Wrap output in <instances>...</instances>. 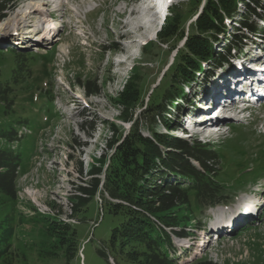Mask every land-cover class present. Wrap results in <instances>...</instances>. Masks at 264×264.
I'll list each match as a JSON object with an SVG mask.
<instances>
[{
	"label": "rangeland",
	"instance_id": "obj_1",
	"mask_svg": "<svg viewBox=\"0 0 264 264\" xmlns=\"http://www.w3.org/2000/svg\"><path fill=\"white\" fill-rule=\"evenodd\" d=\"M40 1L14 0L13 8L0 22V83L12 87L14 102L10 109L0 105V148L13 150L20 158L18 198L0 193V264H66L65 250L57 246L49 231L52 215L63 219L72 216L78 221L73 227L77 230L79 251L69 264H112L100 251H108L111 231L123 218L107 211L101 216L102 197L97 193L88 199L87 195H79L78 187L89 179L86 173L92 162L99 166L98 159L111 153L107 145L113 135L110 124L119 120L120 113L112 100L136 72L134 68L142 64L140 72L144 73L142 86L146 92L143 96L145 103L148 101L174 62L176 52L171 53L170 48L183 49L180 36L193 28L195 14L201 12L205 0L198 9L188 0L170 3L163 18L171 9L181 11L183 28L182 34L165 45L153 34L156 20L149 32L141 30L140 35L131 30V18L124 14L134 7H128L130 0H52L42 9L49 23L40 20V31L14 21L18 10ZM157 1L162 8L169 2ZM252 1L239 0L225 32L213 43V58L232 47L230 41L238 34L243 19L250 18V24L257 25L258 37H251L243 51L233 52L232 58L222 60L217 67L212 58L202 66V74L184 85V98L171 107L173 136L201 141L202 134L187 138L181 133L184 123L193 121L199 107L203 111L205 102L213 100L212 96L225 90L223 87L241 85L263 67L247 69L245 76L236 73L242 63L246 68L264 59V37L259 30L264 27V0L253 5L256 16L247 13V4ZM52 11L55 18L49 15ZM123 24L125 28L121 27ZM44 26H50V34L42 31ZM120 32H127L126 37H121ZM147 45L153 53L144 55ZM20 54L31 57L24 59ZM226 62L231 66L224 67ZM88 80L98 81L100 95L86 96L82 83ZM224 98L221 93L215 101ZM249 114L251 119L242 122L231 116L217 122L224 123L218 127L225 129L210 145L218 154V181L225 187L224 194L236 195L212 210L194 208V216L202 222H192L186 238H174L177 247L184 248L183 254L178 250V256H184L182 264H195L197 258L217 264H264V108H254ZM230 125L240 127L228 128ZM120 126L129 125L119 124L117 128ZM158 129L166 132L161 125ZM12 130L18 133L15 141L1 137L2 132ZM142 130L148 132L145 123ZM81 169L84 175L79 172ZM75 196L88 200L77 212L73 209L79 202ZM250 227L255 229L246 231Z\"/></svg>",
	"mask_w": 264,
	"mask_h": 264
},
{
	"label": "trees",
	"instance_id": "obj_2",
	"mask_svg": "<svg viewBox=\"0 0 264 264\" xmlns=\"http://www.w3.org/2000/svg\"><path fill=\"white\" fill-rule=\"evenodd\" d=\"M188 1L195 9L203 3L202 0ZM238 2L205 0L201 12L198 13L199 10L198 15L195 14L193 28L187 33L183 31V34V26L180 25L182 12L171 9L156 38L165 45L181 33L183 49L170 48L171 53L176 52L174 62L146 103L143 96L146 92L142 86L144 73L140 72L143 65L134 68L136 72L112 100L119 109L120 120L130 123L131 127L126 131L121 126L118 129L117 123L110 124L113 135L107 145L111 153L98 160L99 166H91L87 187L79 186L78 189L89 196L88 199L100 192L103 210L122 216L123 221L112 229L107 241L108 251L114 260H118V263L115 260L117 264H178L172 254L171 236L167 229L185 237L187 228L193 226L192 222L200 220L194 216V208L202 211L228 198L217 180L220 168L217 152L200 141L189 142L173 136L171 107L178 99L184 98V85L192 83L203 64L212 60L213 43L225 32L226 22L236 13ZM255 3L257 0L247 4L250 16L256 14ZM13 5L14 0H0V22L6 19ZM243 21L238 34L230 41L237 48L243 44L244 29L257 31L250 24V18ZM230 52L229 47L226 54L214 57V64L219 65L226 60ZM143 53L149 55L153 51L147 45ZM19 56L24 59L30 57L29 54ZM82 87L86 96L101 94L96 80L83 82ZM12 91L10 85L0 83V105L8 109L13 106ZM144 123L146 134L142 130ZM159 125L166 129L165 133L159 131ZM1 137L9 142L16 139L11 131L2 133ZM19 167V156L0 148V193L15 200L18 198ZM79 172L84 175L82 169ZM75 197L79 200L73 208L77 212L79 206L88 200L87 197ZM49 231L57 246L65 250L66 264H69L78 250L76 228L52 220ZM100 254L108 259L105 251H100ZM197 264L215 263L200 261Z\"/></svg>",
	"mask_w": 264,
	"mask_h": 264
},
{
	"label": "bare ground",
	"instance_id": "obj_3",
	"mask_svg": "<svg viewBox=\"0 0 264 264\" xmlns=\"http://www.w3.org/2000/svg\"><path fill=\"white\" fill-rule=\"evenodd\" d=\"M55 1L53 2V4L55 3ZM164 1L167 2L168 0H164ZM50 3H52V0H45V1L41 0L40 2H38V4L26 5L24 8H22V10H18L16 12L17 14L15 13L16 17L14 18V21H16L17 24H23L26 27L32 26V27H34V31H40V29H41L39 27V21L40 20H43L44 24L49 23L48 18L46 20L44 19V12L42 9L44 6H48ZM129 3L130 4H128V7H131V5H133V4H134V7L131 8V10H129V12H124V14L128 13L127 15L131 18V21H132L131 30L136 32L137 34H140V35L142 32L141 30H145V32H143V33L149 32V29L152 28L155 20L159 18L160 12L162 11L161 10L162 7H160L161 5L158 4L159 1H157V0H130ZM54 11H52L51 13L49 12V15L53 18H55V12ZM17 24H15V25H17ZM49 27L50 26H48V27L44 26L42 28V31H45V33L46 32L48 33ZM121 27L125 28V24H123ZM126 33L120 32V36L126 37ZM133 41H135V40L132 39L131 42H133ZM253 64H255V65H253ZM261 66H263L261 68V70L256 71L255 76L250 77V80L244 79L242 81L241 85L237 84V86H236V83H234L231 87L227 85L226 87H223V88H225L224 92L221 91L218 94L222 93L226 99H230V101H231L235 98V96H238L242 93H248L250 91L249 85L253 86L256 89V91L262 92L261 88L257 86L256 81L259 82L260 78H264V59H262V60L258 59L257 62L250 64L249 67H246V68L244 67V65L242 63L240 65V67L238 69H236V73L242 74V76H245L243 74V72L245 70H247V69L253 70V69H256V68L261 67ZM246 82L249 85H247ZM208 97H209V95H208ZM234 106H237V104H234ZM205 111L206 112H210V111L212 112L210 104L207 105V108H205ZM225 115L226 114H223L220 118L225 117ZM219 119L212 120L210 117H208L206 115L204 117V121L202 123H204V124L212 123L211 125H214V123H215V125H216V123L219 121ZM199 127L201 128V126H199Z\"/></svg>",
	"mask_w": 264,
	"mask_h": 264
}]
</instances>
